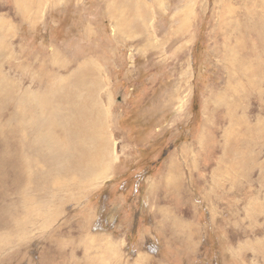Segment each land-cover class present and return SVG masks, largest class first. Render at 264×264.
<instances>
[{
	"label": "rangeland",
	"instance_id": "rangeland-1",
	"mask_svg": "<svg viewBox=\"0 0 264 264\" xmlns=\"http://www.w3.org/2000/svg\"><path fill=\"white\" fill-rule=\"evenodd\" d=\"M1 89L0 264H264V0H0Z\"/></svg>",
	"mask_w": 264,
	"mask_h": 264
},
{
	"label": "bare ground",
	"instance_id": "bare-ground-1",
	"mask_svg": "<svg viewBox=\"0 0 264 264\" xmlns=\"http://www.w3.org/2000/svg\"><path fill=\"white\" fill-rule=\"evenodd\" d=\"M95 70L97 71V69L95 68ZM93 74H95V71L93 72ZM92 78H96V76H92ZM97 78H98V74H97ZM94 79L92 82H97V80L98 79ZM89 79V78H88ZM99 83V82H98ZM97 84V83H96ZM102 86V85H101ZM8 90L6 89H1L0 90V93L2 92H7ZM1 93V94H2ZM9 95V94H8ZM42 100V99H41ZM39 101V100H38ZM48 102V101H47ZM39 103H41V102H39ZM43 103H45V102H42V104L41 105H44V107L46 108V104H43ZM34 104V103H33ZM93 104H96V103H93ZM23 106H24V104H22ZM27 105V104H26ZM30 106H32V102H31V104H29ZM36 105L37 106H39L38 105V102H36ZM49 105V104H48ZM21 106V105H20ZM29 106V107H30ZM34 106V105H33ZM32 106V107H33ZM92 106L94 107V105H92L91 104V102H90V100L89 99H85L84 101H81V102H79L78 104H76V107H77V110H78V112H77V114H76V117H77V120L78 119H80L81 120V116L82 115H84L85 117L88 115V113L86 114L85 113V111L86 110H88L89 108H91L92 109ZM97 106V105H96ZM35 107V106H34ZM71 107V106H70ZM73 107H75V105H73ZM31 108V107H30ZM36 108V107H35ZM34 108V109H35ZM45 108L43 109V106H42V109H40V108H37V112H35V113H38V112H46V114H47V116H48V121H46L47 122V126L46 125H44L45 127H43V130H42V134H43V139H44V143L46 144V147H47V149H48V151H52V152H54V153H56V154H58L57 155V157H60L61 159L65 156V154H66V152H67V148L68 149H70L69 148V145H68V137H67V135H66V130H65V128L63 127V128H58V127H60V125L59 124H61V123H59L60 121L59 120H57V121H55L53 118H55L57 115V113H59V111H58V109L57 110H48L47 111V109H46V111H45ZM33 109V110H34ZM86 109V110H85ZM32 110V109H31ZM30 110V111H31ZM85 110V111H84ZM94 110V109H93ZM98 110V109H97ZM26 111V110H25ZM89 111H91V110H89ZM97 112V111H96ZM31 113V112H30ZM98 113V112H97ZM18 114V113H17ZM82 114V115H81ZM100 114V113H99ZM32 116H33V113L31 114ZM89 115H91V116H93V114L91 113V114H89ZM60 116V115H59ZM91 116H89V117H91ZM24 117V116H23ZM33 117H37V116H33ZM39 117H42V116H39ZM53 117V118H52ZM83 117V116H82ZM89 117H86V118H88L89 119ZM98 117V116H97ZM56 119H58L57 117H56ZM84 119V118H83ZM87 119V120H88ZM80 120H78V122L80 123ZM91 120V119H90ZM90 120H89V122H90ZM82 122H83V120H82ZM86 122H88V121H86ZM85 121H84V123H86ZM97 122V121H96ZM66 123H67V121H66ZM65 123V124H66ZM83 123V124H84ZM88 124V123H87ZM62 125V124H61ZM89 125V124H88ZM91 125V124H90ZM89 125V126H90ZM63 126V125H62ZM83 126V125H82ZM84 126H86L85 124H84ZM97 126H98V124H97ZM34 127V126H33ZM88 127V126H87ZM86 127V128H87ZM99 127V126H98ZM86 128H85V130H84V132L85 131H88V129L86 130ZM93 127H91V128H89V130L91 129V130H93L92 129ZM19 129H20V127H19ZM95 129V131H96V127L94 128ZM90 130V131H91ZM99 130V129H98ZM57 131H59V132H57ZM92 132V131H91ZM58 133V134H57ZM61 133H65L64 135H60ZM86 133V132H85ZM84 133V134H85ZM93 133V132H92ZM97 133V132H96ZM99 133V132H98ZM88 134V133H87ZM91 134V133H90ZM91 137L93 138V139H89V141L92 143V146H93V148L95 149V151L96 152H99L100 153V147L98 146V143H97V136H96V134L95 135H93L92 136V134H91ZM90 137V138H91ZM86 138H88V136L86 137ZM99 138H102V136H100L99 135ZM102 140V139H101ZM106 140V139H105ZM105 143H106V141H105ZM100 145V144H99ZM102 145V144H101ZM103 146H106V145H103ZM107 147V146H106ZM42 149V148H41ZM106 148L104 147L102 150H105ZM101 150V151H102ZM47 152V151H46ZM42 153H43V151H42ZM102 153H106V152H102ZM55 154V155H56ZM54 155V154H53ZM56 158V157H55ZM102 158H103V156H100L98 159H97V161H95L97 164H100L102 161ZM60 160V159H59ZM55 162V161H54ZM25 164V163H24ZM58 164V163H57ZM57 166V165H56ZM102 175V174H101ZM105 178V177H104Z\"/></svg>",
	"mask_w": 264,
	"mask_h": 264
}]
</instances>
